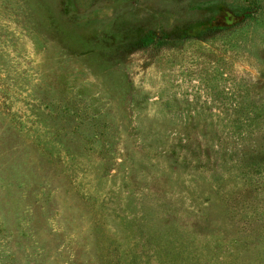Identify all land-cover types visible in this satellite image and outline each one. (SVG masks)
<instances>
[{"label":"rangeland","instance_id":"374dc122","mask_svg":"<svg viewBox=\"0 0 264 264\" xmlns=\"http://www.w3.org/2000/svg\"><path fill=\"white\" fill-rule=\"evenodd\" d=\"M0 264H264V0H0Z\"/></svg>","mask_w":264,"mask_h":264},{"label":"trees","instance_id":"16d2710c","mask_svg":"<svg viewBox=\"0 0 264 264\" xmlns=\"http://www.w3.org/2000/svg\"><path fill=\"white\" fill-rule=\"evenodd\" d=\"M243 20L242 12H235L228 7H221L213 21L208 23L209 29H225L238 25Z\"/></svg>","mask_w":264,"mask_h":264}]
</instances>
